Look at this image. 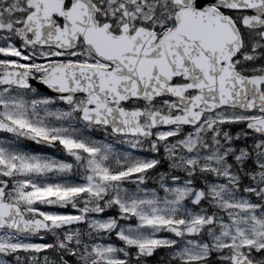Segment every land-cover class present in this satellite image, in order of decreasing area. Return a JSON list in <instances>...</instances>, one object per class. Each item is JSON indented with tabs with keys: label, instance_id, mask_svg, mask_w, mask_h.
Instances as JSON below:
<instances>
[{
	"label": "snow or ice",
	"instance_id": "6c2138e0",
	"mask_svg": "<svg viewBox=\"0 0 264 264\" xmlns=\"http://www.w3.org/2000/svg\"><path fill=\"white\" fill-rule=\"evenodd\" d=\"M0 264H264V0H0Z\"/></svg>",
	"mask_w": 264,
	"mask_h": 264
},
{
	"label": "flooded vegetation",
	"instance_id": "af4514ba",
	"mask_svg": "<svg viewBox=\"0 0 264 264\" xmlns=\"http://www.w3.org/2000/svg\"><path fill=\"white\" fill-rule=\"evenodd\" d=\"M25 144L29 147V148H36V149H39L40 146H36V145H33L31 142H25ZM47 154H50V155H56L58 158L62 155L60 153H57L55 152L54 149H47L46 150ZM70 210V209H69Z\"/></svg>",
	"mask_w": 264,
	"mask_h": 264
}]
</instances>
